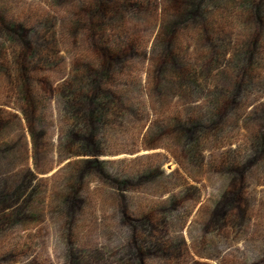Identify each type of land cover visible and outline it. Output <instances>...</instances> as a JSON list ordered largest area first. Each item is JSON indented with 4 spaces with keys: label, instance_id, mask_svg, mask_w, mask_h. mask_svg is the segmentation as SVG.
Segmentation results:
<instances>
[{
    "label": "trees",
    "instance_id": "obj_1",
    "mask_svg": "<svg viewBox=\"0 0 264 264\" xmlns=\"http://www.w3.org/2000/svg\"><path fill=\"white\" fill-rule=\"evenodd\" d=\"M83 3L70 22L71 35L73 30H85V21L90 23L88 28L106 38L103 43H93L92 61L75 62L71 73L56 87L46 78L47 71L52 69L47 58L56 54L54 46H48L51 40L46 34L48 26L54 27L56 17L48 25L38 24L41 32L35 25L8 21L0 15V72L13 89V105L17 107V110L7 109L0 104V169L4 163L12 164L16 152L22 161L28 162L30 156L33 161L32 167L26 163L10 178L0 176V233L29 221L38 222L33 213L41 182L39 176L53 170L52 166L43 168L41 163L46 148L51 145L47 121L49 102L54 97L66 121L59 148L63 154L61 162L66 163L64 167L70 170V175L67 192L57 209L65 215L67 223L75 214L77 198L88 176L126 190L159 175L156 169L132 178L109 169L114 162L109 157L120 154L109 152L113 135L135 119L140 124L148 121V116L142 115L147 110L141 101L130 97L128 87L118 82V76L127 71L132 60L144 57V47L138 53L140 42L129 34L114 32L113 22L132 23L151 13L150 7L154 6L155 14L162 8L147 84L141 85L139 81L132 83V87L135 93L147 95L155 115L143 134V148L154 150L172 144L190 180H201L194 172L204 168L205 154L210 151L207 145L223 138L225 125L251 84L248 73L259 67L256 57L264 32V0H87ZM238 5L248 30L246 41L240 44L238 11L225 9ZM187 36L194 41L192 46L184 45ZM38 84H45L41 91L36 89ZM247 117L264 121V106L261 112L254 111ZM252 141L251 150L241 160L221 151L216 159L208 161L209 173L228 180L216 202L214 218H225L227 213L233 219L242 217L240 192L247 187V171L258 160L264 165V125L257 126ZM13 177L17 178L12 180ZM187 193V189H181L168 205L133 222L126 221L125 209L121 210V220L128 223L132 232L134 264H143L141 254L152 252L168 258L176 253L180 241L166 243L155 231L159 230L158 221L166 225L167 215L177 211L180 201H186ZM199 199L198 195L196 201ZM241 223L242 220L238 224ZM69 244L67 237V261L79 264L78 249Z\"/></svg>",
    "mask_w": 264,
    "mask_h": 264
},
{
    "label": "rangeland",
    "instance_id": "obj_2",
    "mask_svg": "<svg viewBox=\"0 0 264 264\" xmlns=\"http://www.w3.org/2000/svg\"><path fill=\"white\" fill-rule=\"evenodd\" d=\"M86 1L0 0V15L5 19L26 23L28 26L35 25L41 32L43 30L38 24L48 25L53 17H56L54 27L48 26L49 31L46 34L51 40L47 43L48 46H54L53 53L56 52V56L50 55L51 59L47 58L52 69L47 71L46 78H49L54 87L71 73L75 62L92 61V46L95 45L93 43H103L106 38H101L100 34L88 28L90 23L85 21L83 23L86 29L77 32V29L73 30L71 35L70 22L76 18V10ZM240 6L225 8L232 13H235L234 9L238 11L237 20L240 19L241 23L237 31L239 44L248 37L244 13ZM149 9H152V12L145 14L141 20L112 23L114 32L129 34L140 42L138 53L141 54L144 47V57L132 60L127 66V71L118 76V82L128 87L127 93L130 97L141 101V105L147 110L142 115L148 116V121L140 124L139 120L135 119L134 122L121 126L118 133L113 135L114 141L109 152L120 154L109 157L114 161L109 169L119 170L132 178L156 169L160 172L159 175L147 183L131 185L126 190L114 188L93 175L88 176L77 198L78 207L75 214L71 222L67 223L65 215L57 209L61 204V197L67 192V179L70 175V170L64 167L66 163L61 162L63 154L59 148L66 121L60 103L54 97L49 102L47 121L51 145L46 148L41 163L43 168L52 166L53 170L39 176L41 182L37 204L34 206L36 212L33 213L37 215L38 222L29 221L24 226L0 233V264H69L67 237L70 239L69 245L78 249L79 264H134L131 260L132 251L135 250L130 243L132 232L128 223L121 220V210L125 209V220L133 222L144 214L168 205L171 197L178 196L181 189H187L186 201L181 200L177 211L173 210L167 215L166 225L163 221H158L159 230L155 231L166 243L180 241L179 250L176 249V253L168 258H162L152 252L141 254L143 264H264L262 161L258 160L247 171V187L240 192L243 199L240 220L231 218L232 215L228 213L225 218H214L216 202L219 201L226 185L228 186V180L221 175L209 173L207 169L210 158L216 159L221 151L228 152L239 160L247 156L253 146L254 130L259 124L264 125V121L259 118L249 120L247 117L254 111L261 112L264 106V32L256 57L259 67L248 73L251 84L244 91L235 114H232L225 125L223 138L218 143L207 145L210 151L205 154L204 168L200 172H194L201 179L200 182L187 178L188 174L175 156L172 144H165L162 148L154 150L143 148V134L150 127L155 115L147 95L135 93L132 83L140 81L141 85L147 84L149 60L160 29L162 8L157 14L154 13V6ZM108 35L113 37L111 33ZM193 44L194 41L189 40L187 36L184 45L189 47ZM44 85L38 84L36 89L41 91ZM12 95L13 89L7 77L0 72V104H4L7 109L17 110L13 105ZM173 102L175 103L176 99ZM11 160L10 166L4 163V167H1L0 176L10 178L26 163L30 167L33 166L31 156L29 161L25 162L21 160L18 152L13 154ZM15 178L17 177L12 180ZM195 186L198 190L193 189ZM198 195L200 199L196 201ZM135 227H138V224H135Z\"/></svg>",
    "mask_w": 264,
    "mask_h": 264
}]
</instances>
